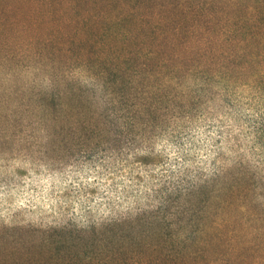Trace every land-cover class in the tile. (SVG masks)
Segmentation results:
<instances>
[{"label": "rangeland", "instance_id": "1", "mask_svg": "<svg viewBox=\"0 0 264 264\" xmlns=\"http://www.w3.org/2000/svg\"><path fill=\"white\" fill-rule=\"evenodd\" d=\"M125 1L30 0L24 7L36 16L59 13L66 29L90 27L83 24L105 11L125 21L145 14L148 25L179 23L169 8L157 6L159 18H151L142 0ZM241 63L220 59L169 87L159 81L147 91L153 102L138 112L104 109L110 91L83 64L66 71L89 90L90 103L76 110L71 94L61 93V104L58 97L49 107L40 103L31 84L47 88L49 74L0 69V264H78L79 255L104 257L126 243L144 252L158 244L154 235L162 236L163 255L195 252L194 264H264V76L228 72ZM123 93L118 88L116 99ZM143 111L148 116L134 119ZM114 113L122 119L107 118ZM210 153L209 172V162L198 161ZM129 201L135 210L119 211ZM140 216L147 225L102 234Z\"/></svg>", "mask_w": 264, "mask_h": 264}, {"label": "trees", "instance_id": "2", "mask_svg": "<svg viewBox=\"0 0 264 264\" xmlns=\"http://www.w3.org/2000/svg\"><path fill=\"white\" fill-rule=\"evenodd\" d=\"M20 2L0 0V69L11 70L14 66L15 70L29 69L49 74L47 88L39 87V81L31 84L44 107H49L50 101H56V97L58 103H63L65 98L61 93L64 97L72 95L69 98L71 110L74 107L76 110L79 104L90 103L88 99L84 101L89 90L84 89L79 80L66 75L67 69L74 68L75 64H83L86 72L96 77L95 82L105 84L104 88L110 91L107 94L109 107L104 108L108 111L113 105L124 111L132 107L133 112H138L143 104L153 102L155 98L147 91L156 88L159 81L164 80L169 87L179 75L206 72L220 59H238L243 63L234 64L229 69L222 65L219 70L264 76V60H259L264 59V0H142L141 4L151 18H159L158 13L152 11L163 6L169 8L179 23L168 26L158 23L159 19L155 25H148L145 14L125 21L120 12L105 11L93 14L88 20L90 24H83L90 27L82 30L74 26L66 29L64 24L57 23L59 13L54 11L36 16V11L24 7L30 0ZM132 3L134 5L135 0L125 1L127 7ZM63 16L64 19L67 17ZM67 18L68 25H71L72 18ZM102 20H110L112 24L103 28L99 26ZM187 21H191V25L186 24ZM80 33L84 34L83 39L74 40ZM22 39L27 42H19ZM17 42L20 45L14 44ZM135 82H142L141 87L133 85ZM118 88L124 92L121 99H116ZM57 107L53 110L56 111ZM99 116L95 113V122L102 121ZM142 116H148L147 112H141L134 119H142ZM107 118L122 119L119 113L107 115ZM92 123L98 133L102 131ZM157 220L156 216L153 223ZM147 223L148 219L140 216L136 220L115 223L102 234L116 235V228ZM150 237L158 244L147 246L144 252L137 245L126 243L104 257L79 255L76 261L78 264H194L195 252L193 255L190 252L163 255L162 236ZM192 238L194 241L198 239ZM194 241L185 250L191 246L194 248ZM209 264L215 263L211 261Z\"/></svg>", "mask_w": 264, "mask_h": 264}, {"label": "clouds", "instance_id": "3", "mask_svg": "<svg viewBox=\"0 0 264 264\" xmlns=\"http://www.w3.org/2000/svg\"><path fill=\"white\" fill-rule=\"evenodd\" d=\"M172 155L175 156L176 155L175 152H173ZM214 155H215V153H210L208 156L203 157V159L201 161H198V163H200L202 166H203V163H204L205 160L209 162V164L207 166H204V170L205 171H209L210 172V170H211L210 161H211V159H212V157ZM217 163H219V161ZM188 166H192V165H188ZM141 203H143L142 200H141ZM134 210L135 209H134V205H133L132 201H129L127 204H124V206L119 209V211H121V212L134 211ZM103 215L107 216L108 213L104 212Z\"/></svg>", "mask_w": 264, "mask_h": 264}]
</instances>
